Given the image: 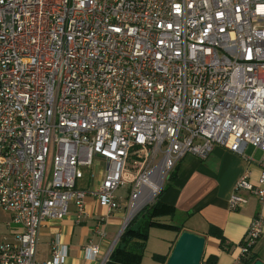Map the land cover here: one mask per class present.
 <instances>
[{
  "label": "built area",
  "instance_id": "2783aa9c",
  "mask_svg": "<svg viewBox=\"0 0 264 264\" xmlns=\"http://www.w3.org/2000/svg\"><path fill=\"white\" fill-rule=\"evenodd\" d=\"M249 145L260 172L237 179L232 211L245 194L264 206V0H0V210L18 229L0 264H35L43 222L71 205L80 222L87 197L111 212L129 185L132 208L184 156L220 146L248 160ZM94 157L105 168L92 187ZM261 234L252 219L239 264ZM82 251L100 256L96 244ZM66 256L53 241L45 264Z\"/></svg>",
  "mask_w": 264,
  "mask_h": 264
},
{
  "label": "crops",
  "instance_id": "0c3cea01",
  "mask_svg": "<svg viewBox=\"0 0 264 264\" xmlns=\"http://www.w3.org/2000/svg\"><path fill=\"white\" fill-rule=\"evenodd\" d=\"M254 150L250 145L246 147L244 155L249 158L248 160L220 146L214 147L204 160L186 155L174 169L175 178L170 180L168 177L163 184L165 190L160 202L175 208L177 217L175 218L183 224L184 229L205 237L204 257L216 255L217 264H239L238 245L254 218L259 217L262 221V234L254 245V251H257V244H264V206L259 205L255 197L245 194L247 204L236 211L228 207V199L234 184L246 169L249 171L250 179L253 182L257 180L261 156L257 157L258 151ZM101 174L102 170L96 176V182L99 181ZM119 202L120 208L110 212L100 206L94 198L87 197L85 215L80 222L75 220L73 205L63 219L45 220L39 229L35 264H45L51 259L52 242L56 240L67 249V256L62 264H99V259L111 249L126 218L123 209L125 204L121 205V198ZM5 214L6 228L5 223L9 217L7 213ZM99 219L104 222L105 237H99L94 233V226ZM213 227L222 234L229 250H222L220 241L210 235L209 230ZM8 229L0 242L3 237H8L18 230L16 227ZM175 238L177 237L172 239L165 254L169 255ZM88 244L100 247V256L96 261L84 258L82 248Z\"/></svg>",
  "mask_w": 264,
  "mask_h": 264
},
{
  "label": "trees",
  "instance_id": "16d2710c",
  "mask_svg": "<svg viewBox=\"0 0 264 264\" xmlns=\"http://www.w3.org/2000/svg\"><path fill=\"white\" fill-rule=\"evenodd\" d=\"M174 169L169 175L170 180L175 178L176 173ZM88 184L89 180L85 176L78 183V186L85 188ZM164 190L165 187H162L155 200L151 204L144 206L130 219L104 264H141L149 239V231L152 228L169 230L174 232L176 237L183 231V224L181 222L179 224H172V220L176 215L175 208L160 202ZM209 233L220 241V248L222 250H229V246L226 245L224 237L217 228L213 227L209 230ZM175 241L171 245V249ZM167 257L168 254L153 255V259L157 260L160 264H165ZM256 260H261V257L257 252L250 250L246 259H241L240 264H252ZM217 261L218 257L210 254L202 257L201 264H217Z\"/></svg>",
  "mask_w": 264,
  "mask_h": 264
},
{
  "label": "rangeland",
  "instance_id": "374dc122",
  "mask_svg": "<svg viewBox=\"0 0 264 264\" xmlns=\"http://www.w3.org/2000/svg\"><path fill=\"white\" fill-rule=\"evenodd\" d=\"M254 151H258L256 155L257 157L261 156L260 150L255 149ZM96 163H98V165H95ZM103 168H105L104 161L94 157V164H93V167L91 168L93 178L91 179L90 186L92 187L94 186V183L96 182V176H98V173H100V170H103ZM167 179L168 177L164 180V184L167 181ZM128 186L122 187L116 192V195L121 197V205L123 206V204H125V206L123 207L125 214H126L125 217H127V214L132 206L130 205V203H128L129 199L126 197L127 196L126 189L128 188ZM159 192L160 190L155 194L154 197H157ZM151 203H152V199L148 200L145 204H143L142 206L138 208V211H140L144 206L149 205ZM138 211L134 213V215H136ZM176 218H173L172 224H179L180 221H178ZM5 219H6V214L0 210V239L3 234L9 231L8 227L5 228L4 226ZM169 221L171 222V220ZM183 230H186V229L183 228ZM174 237H175L174 232H171L169 230H164V229H159V228L150 229L149 239L146 244V249L143 254V259H142L141 264H160L157 260L153 259V255L154 254H158V255L165 254L168 251L170 242L172 241ZM256 250H257L256 252L261 257V260H264V244L263 245L257 244Z\"/></svg>",
  "mask_w": 264,
  "mask_h": 264
},
{
  "label": "water",
  "instance_id": "95a60500",
  "mask_svg": "<svg viewBox=\"0 0 264 264\" xmlns=\"http://www.w3.org/2000/svg\"><path fill=\"white\" fill-rule=\"evenodd\" d=\"M130 221V220H129ZM123 223L111 250L115 246L117 240L128 225ZM206 239L204 236L194 232L183 230L177 237L165 264H201L204 256ZM252 264H264V260H256Z\"/></svg>",
  "mask_w": 264,
  "mask_h": 264
},
{
  "label": "bare ground",
  "instance_id": "6f19581e",
  "mask_svg": "<svg viewBox=\"0 0 264 264\" xmlns=\"http://www.w3.org/2000/svg\"><path fill=\"white\" fill-rule=\"evenodd\" d=\"M160 172V171H159ZM162 183L161 178H154L152 179V181H148L147 183H144L143 185V191L142 194L139 198H137L135 201V204L133 205V207L130 209L127 217L124 220V224H126L127 222H129V220L132 218V216L134 215V213H136V211L138 210V208L140 206H142L143 204H145L148 200H150L153 195L157 192V190L159 189L160 185Z\"/></svg>",
  "mask_w": 264,
  "mask_h": 264
}]
</instances>
